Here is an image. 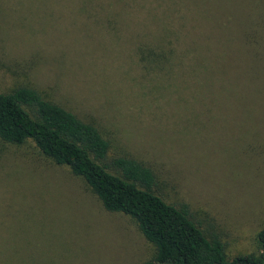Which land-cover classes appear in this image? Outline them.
<instances>
[{"label":"rangeland","instance_id":"obj_1","mask_svg":"<svg viewBox=\"0 0 264 264\" xmlns=\"http://www.w3.org/2000/svg\"><path fill=\"white\" fill-rule=\"evenodd\" d=\"M30 85L188 205L229 258L264 228V0H0V92ZM157 249L32 141L0 143V264H141ZM156 264H160L156 262Z\"/></svg>","mask_w":264,"mask_h":264},{"label":"trees","instance_id":"obj_2","mask_svg":"<svg viewBox=\"0 0 264 264\" xmlns=\"http://www.w3.org/2000/svg\"><path fill=\"white\" fill-rule=\"evenodd\" d=\"M32 141L56 165L67 166L86 182L105 209L129 215L157 249L141 264H264V228L260 251L229 258L226 243L208 237L188 205L168 202L158 191L155 171L132 157L108 160L110 142L93 123L47 99L30 85L0 92V143Z\"/></svg>","mask_w":264,"mask_h":264}]
</instances>
